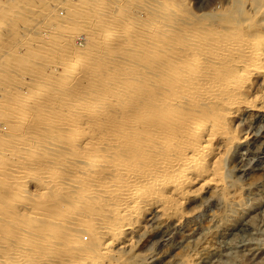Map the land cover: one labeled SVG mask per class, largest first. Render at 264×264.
Returning a JSON list of instances; mask_svg holds the SVG:
<instances>
[{
    "label": "bare ground",
    "instance_id": "obj_1",
    "mask_svg": "<svg viewBox=\"0 0 264 264\" xmlns=\"http://www.w3.org/2000/svg\"><path fill=\"white\" fill-rule=\"evenodd\" d=\"M9 1L0 2V32L11 35L21 1ZM23 1L36 16L25 32L52 46L25 50L47 71L15 78L0 102V172L12 178L2 175L6 200L34 182L44 195L53 190L42 201L52 210L22 202L18 217L0 215V264H117L114 249L130 243L152 208L179 221L196 191L225 187L223 151L244 137L232 122L244 109L264 110L252 82L264 76L262 3L236 17L238 9L196 16L182 2L163 13L156 0ZM65 1L71 11L60 19ZM70 185L72 195L63 194Z\"/></svg>",
    "mask_w": 264,
    "mask_h": 264
},
{
    "label": "rangeland",
    "instance_id": "obj_2",
    "mask_svg": "<svg viewBox=\"0 0 264 264\" xmlns=\"http://www.w3.org/2000/svg\"><path fill=\"white\" fill-rule=\"evenodd\" d=\"M3 1L5 0H0L2 4L4 3ZM12 1L15 0L9 1L11 5H13ZM19 1H21V3H19L20 6L13 8L14 10L20 9L17 13L16 11L13 12L14 15H12V18H15L12 22L14 24H12L10 28L9 26L2 24V26L7 27V29H11L13 27L12 29L14 30H10L12 31V34L9 35L8 33L0 32V39L2 38L0 43L5 44V46L0 44V75L3 76L4 73L6 75L5 77L9 78V82L7 81V78L6 82L4 81V76L3 78L0 76V83H2V85L0 84V90L3 88L0 93V102H5V98L6 100L9 99L7 96L12 95L14 91L13 87L18 84L17 80L20 79L19 77H21L22 81H25L28 80V78H24V74L28 75V73H31V76L32 74L41 76V74H44L47 71V66L44 65V68V66L38 62L40 59L33 58L30 55V48L33 50L38 49L42 51V53H45L46 51L43 49L48 50L50 48L49 46H52L51 44H47L48 38H38V33L36 31L32 32L31 29H29L28 32H25L27 31L26 29L29 25H33V21L36 16L30 11L32 7L31 5H25L26 3L23 0H18L15 2L18 3ZM150 1L147 0V2ZM153 1L155 3V0ZM156 1L157 2L155 4L163 9V13L169 11L173 4L179 3L180 5L182 2L181 8L183 7L182 9L185 10L184 12H193L194 15L206 12L220 14L221 11L222 13L231 12L233 14V12L238 9L239 13L235 12L236 17L241 14L244 15L246 12L249 13L251 11L252 13L253 6H257V4H260V2L264 4V1L262 0H258L259 3L256 0H253L254 2H251L252 0H247V2H245V0ZM7 2L8 0H6V3ZM252 3L253 5H251ZM262 4H260L262 7H260V9L261 12L264 13V5ZM69 5L70 1H65V5L59 4L56 6L55 11L60 19L69 17L68 13L71 11ZM34 8L37 7L35 6ZM19 17H21V20ZM16 19L18 22L14 21ZM0 21H2L1 17ZM1 23H4V19ZM262 23H264V19H262ZM4 31L8 32L6 29ZM14 31L20 32L19 34L18 32L16 34L21 37L23 36L24 38L20 37V40L18 41L14 39L13 44L12 40L15 34ZM31 33L33 34V37L31 36ZM27 34L29 36H27ZM81 39L83 40L82 36L80 37V40ZM44 41L47 42L44 43ZM28 42L34 44L30 45ZM7 43H12L14 45L12 50L6 49ZM25 43H28V45H25ZM41 43L44 45L46 44L48 49L44 48L46 46H43ZM34 45L42 46L43 49L40 47H35ZM27 49L29 51H26V54L25 50ZM7 53L11 54V56ZM28 53L30 55L29 58L27 56ZM19 58L21 59L19 60ZM120 58L115 59L113 63L115 64L116 62L120 64L121 62L122 64L124 60L122 61V58ZM118 64H115V66L117 67ZM38 69H41L40 72ZM15 70L17 71L15 72ZM12 72H15V74H12ZM260 77L253 80L252 82L255 87L259 88V90H262V93H264V76ZM31 78H33V76ZM4 127L6 130V125L1 126L3 129ZM234 127L235 129L233 130L236 132V134L238 133L243 135L245 138L242 137L240 142H236L233 146H230L226 148L227 150L224 149L225 151H223L225 187H227H213L209 189L207 188L203 191H196V196L184 203L180 208L181 211L183 210L182 212L186 211V215L188 212L192 213L190 215L188 214L179 221H176L173 217H167V215L164 216L165 213L157 207L152 208L146 218L141 221L142 223L140 222L138 224L139 226L137 225L135 227L136 229L132 231L130 235V243L125 247H116L114 249L113 255L118 260L117 264H264V110L259 111L253 108L242 110L238 117L232 122V128ZM6 165L10 167L11 164ZM47 166L46 169L45 167L43 168V170H46L45 172L50 171L52 164ZM47 169L49 171H47ZM0 174V178L6 176V178L12 179L9 173H4L8 175H3L2 172H0ZM3 179L4 177L0 179V181L2 180L0 183V215H2V217H5L8 214L9 217L11 216L13 219L18 217L19 212L21 213L23 211V207L26 206L24 204L27 202V205H32L33 207H42L43 213L50 211V209L52 210V207L49 205L44 207L42 205V201L44 200L45 202L48 200L53 194V190L51 193H49L51 195H44L42 194L43 192H41L42 190H40L39 186L37 187L34 182H30L29 185L26 186L27 192H25L22 196L20 195L16 200L15 198L12 200H6L5 195L10 189V186L6 185V187L5 184H2L4 181H9V179ZM196 186L194 185L191 188L195 189ZM72 187V185L68 186V190L63 194H67L68 196L72 195V191L70 190ZM5 189H8L7 192ZM38 193H41L42 196L38 195ZM37 195L42 199H39ZM67 195H62V197H66ZM31 199H33V201H31ZM2 201L3 203H1ZM8 204L11 209L8 207ZM2 221L3 220L0 219V234L5 227V222L3 221V223ZM14 225L15 224L13 223V226H10L11 230L8 232L10 236L7 245L9 246H12L17 242V234L15 232L16 227ZM80 235L84 243L91 244V233L83 232ZM2 244L4 243L0 242V249L3 247Z\"/></svg>",
    "mask_w": 264,
    "mask_h": 264
}]
</instances>
